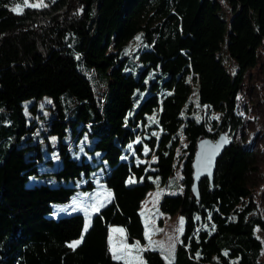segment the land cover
<instances>
[{"label": "trees", "instance_id": "1", "mask_svg": "<svg viewBox=\"0 0 264 264\" xmlns=\"http://www.w3.org/2000/svg\"><path fill=\"white\" fill-rule=\"evenodd\" d=\"M27 1L40 6L0 0V109L11 110L13 117L6 124L11 114L0 115V264H89L85 248L94 246L83 236V214L53 215L54 205L78 189L95 188L90 162L71 157L60 140L61 165L49 171L54 184L27 185L41 172L37 157L28 158L25 147L16 144L26 129L22 107L43 96L59 106L51 123L59 137L69 124H89L92 150L101 152L108 166L101 181L111 191L129 241L143 240L139 208L154 186L148 175L166 183L179 168L182 191L165 193L159 202L161 212L183 218L171 264H264L255 232L264 230V214L257 190L246 183L256 169L252 147L230 140L217 159L212 184L205 177L197 197L191 190L198 140H216L221 132L230 138L243 125L237 97L264 46V0H119L110 26L108 0ZM222 1L233 12L226 49L236 60L234 74L219 57L226 35ZM186 19L195 29L193 57L199 66L192 72L179 65L154 70V51L174 45ZM91 69L106 83L103 108L87 75ZM143 89L149 94L134 109ZM211 111L218 117L210 120ZM144 147L150 163L135 159ZM129 178L142 181L128 184ZM76 240L81 244L70 248ZM97 258V264H127L109 250L107 260ZM142 260L167 264L153 247L142 252Z\"/></svg>", "mask_w": 264, "mask_h": 264}, {"label": "rangeland", "instance_id": "2", "mask_svg": "<svg viewBox=\"0 0 264 264\" xmlns=\"http://www.w3.org/2000/svg\"><path fill=\"white\" fill-rule=\"evenodd\" d=\"M219 11V15L226 23V35L221 43L219 57L230 74H234L237 69L235 58L226 49L227 31L232 17V6L225 1ZM27 5H39L40 2ZM111 19L108 25L114 23L116 9L119 0H108ZM195 51V29L186 19L180 30L178 41L167 51H154L153 68L156 71H165L174 65L194 71L199 63L194 60ZM96 98L103 108L107 101L106 83L98 75L95 69L87 71ZM149 94L148 89H143L134 104V109L139 102ZM239 98V99H238ZM62 109L66 116H69L68 108L62 101ZM238 113L243 117V125L234 133L230 140L243 146H251L256 155V169L249 172L246 183L255 188L260 197V203L264 214V46L258 49V59L255 66L249 68L244 76L240 92L237 97ZM205 111L207 108L205 107ZM59 106L49 96L39 99H29L23 103L22 116L25 130L19 136L16 144L25 147L28 158L37 157L39 175L30 176L27 185L47 183L54 184V175L49 171L60 167L59 156L60 140L67 144L71 157L77 160L90 162L95 168L90 175L94 177L95 188L91 191L78 189L74 195L64 203L54 205V217L69 216L76 213L84 215L83 236L88 243H92L93 249L85 248V257L89 264H97V257L100 260L106 259V252L109 250L112 257L119 256L127 264H144L142 252L150 247L159 251L167 264L175 261V253L179 246V236L183 231V221L179 215H170L159 210V202L163 195L180 193L181 173L178 171L172 174L166 183H161L159 176L149 174L148 179L153 182V188L142 200L139 213L143 223V240L134 239L129 241L127 231L123 225V219L117 213L115 203L112 199L111 191L101 181V175L108 166L101 158V152L93 151L95 136L89 132V124H83L79 120L74 125L65 127V133L59 137L57 133L51 132V123L58 117ZM0 115L10 113L5 119L9 124L13 121L12 112L9 109L1 110ZM211 118L218 117L214 111L210 112ZM76 129L74 132L73 129ZM155 132L153 131V134ZM156 134V133H155ZM183 141V139H182ZM149 149L144 147L139 156H135L138 162H151ZM179 156V151L176 152ZM132 154H125L124 158H129ZM152 170H155L152 167ZM134 181V182H129ZM135 178H129L128 184L137 182ZM108 207L105 212L104 208ZM87 222V229L85 230ZM93 223L98 224L96 228ZM110 224V226H109ZM112 224V225H111ZM256 236L262 241L263 247L260 260L264 262V230L256 229ZM94 234V235H93ZM81 244V243H80ZM79 244V245H80ZM77 245L76 248L79 246ZM105 245V246H104ZM116 259V258H115Z\"/></svg>", "mask_w": 264, "mask_h": 264}, {"label": "water", "instance_id": "3", "mask_svg": "<svg viewBox=\"0 0 264 264\" xmlns=\"http://www.w3.org/2000/svg\"><path fill=\"white\" fill-rule=\"evenodd\" d=\"M229 144L230 138L225 132H221L216 140L207 137L198 140L192 162L193 184L191 190L194 196H198L199 182L202 178L207 177L212 184L217 159Z\"/></svg>", "mask_w": 264, "mask_h": 264}, {"label": "snow or ice", "instance_id": "4", "mask_svg": "<svg viewBox=\"0 0 264 264\" xmlns=\"http://www.w3.org/2000/svg\"><path fill=\"white\" fill-rule=\"evenodd\" d=\"M24 2L27 3V0H24ZM42 3H43V0H41V5H42ZM33 6H40V5H33ZM18 7H19V6H17V8H18ZM13 10L16 11L17 9L14 8ZM135 39H136V40H140V36H137ZM238 99H239V98H238ZM225 142H227V141L225 140ZM129 182H134V181H129ZM182 221H183V218H181V223H182ZM86 229H87V222H86V226H85V230H86ZM81 240H82V237H81ZM81 240L73 241V242H71L68 246H69L70 248H75L77 245H79V244L81 243ZM114 258H116V259H120L119 256H115Z\"/></svg>", "mask_w": 264, "mask_h": 264}, {"label": "crops", "instance_id": "5", "mask_svg": "<svg viewBox=\"0 0 264 264\" xmlns=\"http://www.w3.org/2000/svg\"><path fill=\"white\" fill-rule=\"evenodd\" d=\"M116 206V205H115ZM116 209H117V207H116ZM98 224H96V223H93V226L95 227V226H97ZM112 225V224H111ZM123 225H124V222H123ZM109 226H110V224H109Z\"/></svg>", "mask_w": 264, "mask_h": 264}]
</instances>
